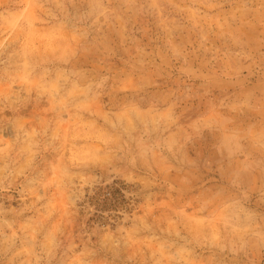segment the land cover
Returning <instances> with one entry per match:
<instances>
[{"label":"rangeland","instance_id":"obj_1","mask_svg":"<svg viewBox=\"0 0 264 264\" xmlns=\"http://www.w3.org/2000/svg\"><path fill=\"white\" fill-rule=\"evenodd\" d=\"M0 264H264V0H0Z\"/></svg>","mask_w":264,"mask_h":264}]
</instances>
